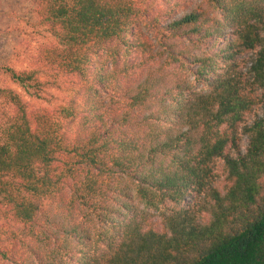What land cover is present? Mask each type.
<instances>
[{
  "label": "trees",
  "instance_id": "trees-1",
  "mask_svg": "<svg viewBox=\"0 0 264 264\" xmlns=\"http://www.w3.org/2000/svg\"><path fill=\"white\" fill-rule=\"evenodd\" d=\"M33 1L51 43L0 64V264H264V0Z\"/></svg>",
  "mask_w": 264,
  "mask_h": 264
},
{
  "label": "rangeland",
  "instance_id": "rangeland-1",
  "mask_svg": "<svg viewBox=\"0 0 264 264\" xmlns=\"http://www.w3.org/2000/svg\"><path fill=\"white\" fill-rule=\"evenodd\" d=\"M50 43L51 39L43 27L37 25L33 0H0V64H7L14 69H25L39 45ZM10 88L23 95L14 86ZM65 88L61 84L58 90L47 89L51 96H46L48 103L38 101L33 104L53 108L65 97ZM23 98L29 102L24 96Z\"/></svg>",
  "mask_w": 264,
  "mask_h": 264
}]
</instances>
